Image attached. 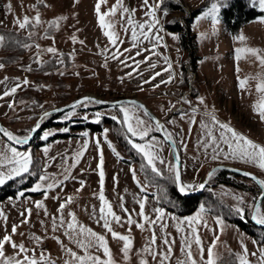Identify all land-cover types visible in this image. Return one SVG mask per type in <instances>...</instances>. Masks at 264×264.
I'll list each match as a JSON object with an SVG mask.
<instances>
[{
	"label": "rangeland",
	"instance_id": "rangeland-1",
	"mask_svg": "<svg viewBox=\"0 0 264 264\" xmlns=\"http://www.w3.org/2000/svg\"><path fill=\"white\" fill-rule=\"evenodd\" d=\"M176 1L180 2L186 10L196 8L204 2V0ZM97 2L98 0H44V3L41 4L38 3V0H0V28L20 32L22 35L27 36L24 43L32 45L30 48H24V52L19 58L10 63H5L2 60L7 51L3 47H0V63L5 64V67L0 69V81H4L5 77L8 78L5 83H0V97H2L0 98V122L5 129L17 137H25L43 111L66 105L85 94L104 100L136 97L145 102L154 115L165 125V128L173 134L180 156L181 176L183 175V168L186 174L194 175L196 172L201 174L202 179L197 184H194L195 187L193 189L199 186L208 171L217 164L236 166L256 174L259 179H264V171L255 172L254 169H245L239 165L228 163H216L210 167H206L204 170L198 171L196 166L199 163L193 162V159L185 163L179 149L182 146L181 141L189 149V152L196 146L203 148L200 145L209 138L206 135L207 130L201 128L202 123L207 124L214 135H219L218 127L213 125L211 121V115H215L218 121L229 123L238 132L264 145V121L260 119L257 112L253 109V105L259 99V94L255 90L257 80L249 79L245 90H241L238 82V76L240 79L255 77L258 74L264 76V70L261 69L256 59L252 56L245 58L242 54V58L237 61L234 52L236 48L241 47H252L264 51V23L259 22L260 18L264 16V11H262L261 15L244 23L236 34H231L226 29L221 13L222 7L217 14L218 23L214 24L211 17L204 16V13L209 10L215 0H211L208 6L194 16L190 24V31L196 35L195 53L199 57L195 61V68L189 70L190 78L184 88L179 86L178 83H180L183 77L181 72L184 65L183 61L188 60L189 56L180 48L177 33L168 31L163 27L162 10H158L156 13L159 24L153 29V33L161 36L162 39L157 42L154 39L153 33H150V39L145 40L141 37L136 47H132L133 42L130 32L124 31L126 25L123 24L119 11L115 16L105 17L106 23L111 22L115 25L114 31L118 33L119 41H122L113 46L104 35V31L108 29H102L99 25L95 11ZM116 2L117 0H106V3L101 5V12H107ZM155 2L156 0H149V7L154 5ZM252 2L260 9L258 0H252ZM9 4H11V10L7 7ZM123 4L129 9H135L134 20L137 23L151 22V18L146 15L148 8L144 6L143 0H123ZM32 5H36V10L39 11L43 23L30 29L21 30L15 25V20L18 17L23 19L25 15L29 17L34 16L35 10L32 8ZM175 15L179 16L180 12H175ZM61 16L66 17V19L60 21L58 29L49 27V21ZM29 31L32 33L31 39L28 38ZM46 31L52 38H45ZM241 34L246 37L244 42L235 39V37ZM73 36L77 39L75 43L72 40ZM79 41H83V44L79 43ZM37 44L40 46V49L35 47ZM48 47H55L59 54H66L67 57H63L62 55L53 56L52 54L42 52L39 57L40 63L34 62L37 58V53L41 49ZM125 49H130V51H125ZM137 51L140 52V55H137ZM114 54L119 58L114 59ZM164 57H167L168 60L165 61ZM146 58L148 59L146 60ZM61 59L63 63H60ZM49 60H53L56 67L49 70L36 71V68L40 64ZM121 61L124 62L122 63ZM169 63L172 67L169 71H165ZM153 64L155 65L154 68L151 67ZM237 66L239 67V73H237ZM29 67L31 70H28ZM157 72L161 73V75L156 76L155 79H151ZM170 73L173 75L172 82L162 83V81L169 79ZM57 78L64 81L63 89L68 96L64 102H61L58 98L61 95V91L57 88ZM25 79L29 81V84L23 85L22 82ZM144 81L149 82L144 83ZM17 83L21 84V87L17 91L23 90L25 87H31L36 93V98H23L8 109L13 95L3 96V92ZM156 85L159 86L156 87ZM201 97L204 99V104H199ZM121 104L131 107L129 103ZM121 104L98 106L94 101L85 100L83 103L67 111L60 112L62 116L52 120L50 126L43 128L41 125L30 143L23 147L13 145L0 133V148L6 144H11L18 151L30 152L32 160L36 159L38 163V176L31 186L26 189H20L16 196H9L0 200V209L8 217L7 229L10 232L13 224H20L22 219L20 212L31 208L30 223L22 225L18 229V232H34L37 235L45 237L43 244L37 249V252L41 248L46 250L51 254L56 264H63L65 257L56 242L50 238L53 235L50 216L57 214L56 209L59 207V203L67 196H73L74 202L68 206L66 212H75L81 224L92 228L98 233L107 235L109 246L112 249L113 257L117 261V264H125L120 253L121 244L112 240L110 235L105 233L104 229L96 223V217L92 215L93 209H96L98 212L100 206V201L97 198L100 187L99 170L97 168L100 153H103L104 158L105 196L113 204V209L117 214L122 217H125V214L118 207L120 203L118 197L121 195L124 196L125 207L130 212L135 213L139 211V206L134 202V197L141 198L145 196L140 192L137 184V180L141 184L145 183L141 170L135 163H130L124 167L121 166L120 158L112 151V147L120 153V157L127 158L128 155L114 136L109 124H103L100 133L88 129L72 128V125H78L85 121L95 122L97 113L100 114V119L102 116L112 117L115 115L120 120L122 117V113L120 112ZM193 109H195V123L190 122ZM136 112L138 115L142 114L141 110H136ZM182 116H184L183 119L181 118ZM49 117L50 115L44 117L42 124L47 122ZM144 119L147 120L148 117H144ZM58 121H67V124H59ZM169 121H174V123H169ZM65 128L68 129L67 133L72 134V136L57 138L42 145L38 144L40 141L47 140L43 139L45 133H50L49 136H52L56 133L65 132L63 131ZM105 129H108L107 141L111 142L112 147H109L108 142L104 138ZM85 132L88 133V136L83 135ZM81 135L83 137L79 138ZM152 136L163 141V138L159 134L150 135L149 137ZM133 139L136 142L142 143L138 138ZM85 140L88 142L87 149L84 150V154L80 158L79 163L76 164V167L70 169L71 176L75 177L74 180L69 179L64 182L62 187L48 190V199L44 198L43 191H30L36 183H40V175L46 174L49 177L55 176L57 179H62L64 170L69 164L74 162L75 153L78 152L75 149L79 147V151L82 150ZM97 140L100 142L99 148L97 147ZM220 146L227 153V145L221 143ZM45 147L49 149L47 155L43 152ZM203 149L206 150L203 155L212 160V148ZM172 152L171 146L167 142H164L163 149L159 154L161 158L174 163L175 160L171 154ZM217 159L225 158L221 154ZM228 160L233 159L228 158ZM163 166L167 169V164ZM31 167L32 164L30 165V173H26L24 178L21 177L19 179L18 186L24 184L29 176L34 175L35 170H32ZM130 168L136 169V180L133 179ZM218 172L219 170H216L210 179L208 177L203 189L209 187V190L214 195L234 209L237 205L234 196L244 197L245 204L241 206L245 207L246 212L250 213V217L252 211L248 205L253 202V198L260 196V187L252 179L240 175L236 177V180L245 183L248 186L247 190L230 184L215 183V176ZM120 176H122V179H120ZM81 180L84 181V187L81 191L77 192L76 190L81 187L79 183ZM147 190L154 192L155 187L149 186ZM21 191L32 193L20 197L18 194ZM53 197H58V199H54ZM147 198L146 213L154 218L152 209L162 206L157 204L154 197L147 196ZM40 200L44 201L49 216L44 215L43 209L35 208L34 202ZM259 205L264 210V199H262ZM162 208L166 212L165 222L168 227L164 232H161L159 226H156L155 231L158 238L156 247L163 250L160 237L165 233H170L171 237L176 240V244L173 246V255L169 264H176L178 259L184 260L185 257L180 251L182 234L176 231L175 224L177 221L172 220L171 217L175 216L178 220H184L186 217L194 216L200 210V206L189 214H177L165 207ZM205 213L204 219L207 221L209 227L198 226L199 234L205 248L211 244L214 235H219V241L214 249V252L217 254V264H234L236 260L234 254L241 252V239H243L250 252L256 250V246L252 243L254 238L236 224L219 216L224 222L230 224H227L229 228L224 224L223 231L220 232L215 223V216L213 217L208 211H205ZM133 218L140 220L135 215ZM41 220L45 222V226L48 228L46 234L40 224ZM113 226L121 233H126L127 231V224L124 227L115 224ZM213 230L216 231L214 232ZM0 235H3L2 220H0ZM55 235L60 236L65 244L79 251L62 235V231L55 233ZM131 235L133 237L134 248L127 264H139L140 257L136 253L146 244L151 232L141 231L132 226ZM14 239L18 243H25L29 248L33 246L29 240L19 235L15 236ZM7 251L9 254L13 253L11 248H8ZM93 252L97 255L100 254L95 252V250ZM193 256L199 260V252L195 245H193ZM148 259L149 264H156L150 257ZM206 259L207 253L205 251ZM250 259L255 264V258L250 257Z\"/></svg>",
	"mask_w": 264,
	"mask_h": 264
},
{
	"label": "snow or ice",
	"instance_id": "snow-or-ice-1",
	"mask_svg": "<svg viewBox=\"0 0 264 264\" xmlns=\"http://www.w3.org/2000/svg\"><path fill=\"white\" fill-rule=\"evenodd\" d=\"M38 3L43 4L44 0H38ZM106 3V0H98L95 5V11L98 17L99 25L102 29H108L104 31V35L108 38L109 43L113 46H116L119 41V35L114 31L115 25L111 22L106 23L105 17L115 16L117 12H120L121 20L123 24L126 25L124 27L125 32H130L132 47L137 46V42L142 37L147 40L150 39L149 34L153 33V29L159 24V19L156 16L157 11L161 8L163 0H156L155 4L149 7V0H143V4L148 11L146 15L151 18L150 23H137L134 20L135 9H129L124 6L123 0H117L116 4L113 5L107 12H101V5ZM261 11H264V0H258ZM8 9L11 10V4L7 5ZM221 7H226L223 3V0H215L211 4V7L207 12L204 13L205 17H211L212 22L218 23V16ZM32 8L35 10V15L29 17L25 15L23 19L19 17L15 20V25L21 29H30L35 26L42 25L41 16L38 10H36V5H32ZM166 15V11L164 12ZM66 19V17H58L52 21L48 22L49 27L59 28L60 21ZM259 22L264 23V16H262ZM154 39L159 42L162 37L153 33ZM32 33L29 31L28 38L31 39ZM45 38H52L49 36L47 31L45 32ZM235 39L244 42L246 37L241 34ZM73 42H77L75 36L72 37ZM11 41L4 34H0V47H5ZM15 43L20 44V41H15ZM79 43L83 44V41H79ZM24 48H30L32 45L28 43H23ZM37 49H40V46L35 45ZM125 51H130V49H125ZM42 52H46L52 54L53 56H59L62 54L58 53V50L55 47H48L46 49H41L40 52L37 53V58L34 62L40 63V55ZM235 59L239 61L243 56L246 58L247 56H252L256 59L259 66L262 70H264V51L252 48V47H241L236 48ZM155 54V53H154ZM137 55H140V52L137 51ZM114 59H118L117 55H113ZM148 58H146L147 60ZM164 60L167 61L168 58L164 57ZM122 63L124 61H121ZM60 63H63V60H60ZM5 67L4 63H0V69ZM151 67H155V65H151ZM172 65L169 63L168 67L165 71H169ZM28 70H31L29 67ZM237 73H239V67L237 66ZM63 74V73H61ZM131 75V73H129ZM161 75V73L157 72L155 75L151 77V79H155L156 76ZM173 79V75L170 73L169 79L167 81H162V83H171ZM249 79H256V92L259 94L258 101L253 105L254 111L257 112L260 119L264 121V76H260L259 74L255 77H245L244 79H240L238 76L239 87L241 90H245L248 84ZM8 80L7 77L4 78V81H0V83H5ZM149 81H144V83H148ZM23 85L29 84L27 79L23 80ZM159 85H156L158 87ZM21 87L20 83L15 84V86L10 89H6L3 92V96H10L16 93L17 89ZM2 98V97H0ZM86 101L89 98H84ZM187 102V101H186ZM78 104L83 103L82 101H78ZM96 103H100L96 101ZM131 107L126 104H121L120 112L122 113V117L118 122L122 123V125L126 129L125 139L127 143L131 146L133 150H135L138 154H140L144 163L140 165V170L144 171L146 169H150L151 173L155 176H161L162 170L158 165H166L168 172L174 173L175 175V183L177 186V190L181 195H187L190 189H193L194 185H187L181 182L180 180V171H179V162L180 156L173 149L171 153L175 162L166 161L161 158L160 151L163 149L164 142H170L172 145L176 144V141L173 138V134L165 128V125L161 123L159 120H155L150 116L148 110L142 104H137L135 101L129 102ZM199 104H204V99L201 97L199 99ZM13 105L9 104L11 108ZM175 107V105H173ZM136 110H141L142 114H137ZM195 109H193V115L190 116V122L195 123L194 119ZM45 115H48L45 113ZM188 115V114H185ZM144 117H148V119H144ZM182 119L184 116L181 117ZM87 119V117H85ZM112 120H118V117L113 115L111 117ZM100 114H96L95 122H99ZM211 121L213 125L218 127L219 135H214L212 130L209 129L207 124H201V128L206 129V135L209 139H206L200 145L201 147L207 149L209 147L212 148V158L217 159L219 155L223 154L225 159L232 158L238 159L243 163L252 164L253 166L259 168L261 171H264V145L257 143L247 137L246 135L238 132L236 129L231 127L229 123H223L216 119L215 115H211ZM169 123H174V121H169ZM39 127V125H37ZM34 131V129H33ZM63 131L67 132L68 129L65 128ZM163 132V141L158 140L156 137H149L151 132ZM107 132L108 129L104 130V138L107 141ZM0 133H3L7 140L10 142H14L15 144H25L27 143L29 137H17L13 135L11 132L0 128ZM50 133H45L43 139H47ZM84 136H88V133H83ZM138 138L141 142H136L135 139ZM109 147H112L110 141H107ZM97 147L99 148V140L96 141ZM221 143L227 145V153L224 152V149L221 148ZM183 145V141H181ZM88 142L85 140L82 150L75 153L74 162L69 164L68 167L64 170L62 175V179H57L55 176L49 177L48 175H40L39 181L40 183H36L34 187L30 189L32 192H40L43 191L44 198L48 199V190H53L57 187H62L65 181L69 179H75V177L71 176L70 169L75 168L76 164L79 163L80 158L84 154V150L87 149ZM186 149V145H183ZM49 149L45 147L43 152L47 155ZM112 151L115 155L120 157V153L116 151L114 147H112ZM32 154L30 152H21L18 151L16 147H13L11 144H6L2 148H0V186L5 185L8 181L14 180L17 177H22L26 173H30V165L32 164ZM104 158L103 153H100V160L97 165L99 170V193L98 199L100 201V206L98 212L96 209H93L92 215L96 217V223L99 224L104 232L110 235L111 239L117 241L121 244L120 253L122 254L123 260L125 264L130 260L131 254L133 253V237L131 235L132 226L140 229L141 231H150L151 235L146 242V244L136 253L137 256L140 257L139 264H149V257L151 260L155 261L156 264H169L171 257L173 255V246L176 244V240L171 237L170 233H165L160 237L163 244V250H160L157 246V234L155 231L156 226H159L161 232H164L168 227L166 221V212L162 207H155L152 209L154 213V218L146 213V204H147V196H143L141 198H135L134 202L139 206L138 212H130L127 207H125L124 196H119L118 199L120 201L118 207L121 212L125 214V217L117 214V212L113 209V204L106 198L104 191V178L105 173L103 169ZM132 172L133 179L136 180V169L130 168ZM246 177H250L261 189L260 199H264V179H259L256 176L252 175L249 172L242 173ZM209 179L212 177L213 173L210 172ZM81 187L76 191L79 192L84 187V181H79ZM137 184L140 188V192L144 193L147 191L149 184L144 183L141 184L139 180H137ZM205 187L204 184H200L199 188L203 189ZM127 191V190H125ZM20 197L24 196V192H20L18 194ZM54 199H58V197H53ZM159 199V198H157ZM234 199L237 201V205L234 209L236 214H238L241 220L245 219L246 209L241 205L245 204L244 197L242 196H234ZM257 198H253V202L248 205V207L252 211L251 219L259 226L264 227V210L261 209V206L256 203ZM74 202L73 196H67L62 202L59 203V207L56 209V215H51V231L53 235L50 237L52 240L56 242L59 246L61 252L64 254V262L63 264H117V261L113 257L112 249L109 246L108 236L102 233H98L94 231L92 228L81 224L77 219L76 213L73 211H67L69 205ZM36 209H43L44 215L49 216L47 208L45 207L44 201H35L34 202ZM32 215V209L27 208L24 211L20 212L21 222L20 224H13L11 226L10 232L7 229V215L0 209V220L3 221V235H0V264H56V261L52 258L51 254L44 249H40L37 252V249L43 244L44 238L40 235H37L34 232H18V229L22 225H27L30 223V218ZM138 216L140 220L134 219L133 216ZM205 216V206L202 204L200 206V210L194 215L186 217L184 220H178L177 217L172 216L171 219L177 221L175 224L176 231L181 233L180 239V251L183 253L185 259L177 260L176 264H217V254L214 252V249L217 246V242L219 241V235H214V239L211 241V244L205 248L203 241L201 240L199 234L198 226H203L205 228L209 227L207 221L204 219ZM142 221V222H141ZM215 223L218 226L220 232L223 231L224 221L221 217H215ZM41 226L44 228L45 234L48 232V228L45 226V222L43 220L40 221ZM119 225L124 227L127 224L126 233H121L117 231L113 225ZM184 225V227H182ZM147 226V227H146ZM187 228V231H186ZM64 237L67 238L70 244L75 246H68L64 243L60 236L55 235L57 232H61ZM214 232L216 230H213ZM21 236L27 240H29L33 246L31 248L27 247L25 243H18L14 237ZM253 245L256 246V250L250 252L247 245L241 239V252L235 253L236 260L234 264H254L253 260L250 257L255 258V264H264V242H259L256 240L252 241ZM193 245L196 246L199 252V260L194 258L193 256ZM11 248L13 250L12 254H9L7 249ZM95 252L100 253L99 255L94 254ZM205 251L207 253V259L205 260Z\"/></svg>",
	"mask_w": 264,
	"mask_h": 264
},
{
	"label": "trees",
	"instance_id": "trees-1",
	"mask_svg": "<svg viewBox=\"0 0 264 264\" xmlns=\"http://www.w3.org/2000/svg\"><path fill=\"white\" fill-rule=\"evenodd\" d=\"M211 0H204V2L191 10H186L184 6L176 0H163L161 8L162 10V25L168 31L176 32L178 35V41L180 48L184 50L189 59L183 61V67L181 72L183 74L182 80L180 81L179 86L186 87L188 84L189 70L195 68V61L199 57L195 53V33L190 31V24L194 16L200 13L206 6L209 5ZM223 3L226 7H222L221 13L223 22L226 29L231 34H236L240 27L256 18L262 14V11L257 8L252 0H223ZM166 11V15L164 12ZM180 12V15H175V12ZM0 34H4L11 41L3 49L7 51V54L4 55L3 61L5 63H10L19 58V56L24 52L23 43L26 41L25 35H22L20 32L15 30H7L0 28ZM20 41V44L15 43V41ZM67 57L66 54L62 55ZM56 67L53 60L45 61L36 68V71L49 70ZM57 88L61 91V95L58 96L59 100L62 102L67 100V93L64 92V81L57 78L56 80ZM34 93V94H33ZM64 93V94H63ZM23 98H36V93L33 88L25 87L23 90L16 91L13 94L11 105H15L18 100ZM99 106V105H98ZM10 109V107H8ZM7 109V110H8ZM62 116L60 113L51 114L47 122L42 124L43 128H46L52 124V120ZM119 120H112L111 117L102 116L99 122L85 121L78 125H72V128L79 129H88L93 132H100L102 130L103 124H109L111 126L114 136L119 141V144L122 146L124 152L128 155L127 158L122 160L128 163H135L138 168L144 163L143 157L138 154L131 146L127 143L125 139L126 129L122 123L118 122ZM55 123V122H53ZM59 124H67V121H58ZM152 134H158L154 132ZM72 136L67 132L56 133L52 136H49L47 140L38 142L39 145L45 144L46 142L55 140L57 138H65ZM162 170V175L157 177L151 173L150 169L141 171V174L144 178V182L148 183L149 186H154L155 191L150 192L149 195L153 196L159 206L165 207L168 210L175 212L177 214H189L193 212L197 207L202 204L205 206V211L211 213L214 217L222 216L224 219L228 220L231 223L236 224L239 228L249 234L254 240L259 242H264V228L258 227L252 224L249 220V212H246L245 219L241 220L240 216L236 214L234 208L225 204L221 199L214 195L209 187L203 189L202 192L197 194L190 195H181L177 191L175 183L174 173H170L165 169L163 165H159ZM32 170H35L33 176H29L26 182L18 186V181L21 177H17L14 180L8 181L5 185L0 186V200H3L9 196H16L20 189H26L31 186L35 181V178L38 176V163L36 159L32 162ZM26 176L23 175L22 178ZM237 174H233L226 170H219L215 176V183H225L245 190L248 189V186L241 182L237 181ZM239 177V176H238ZM24 195H27L32 192L23 191ZM159 198V199H157Z\"/></svg>",
	"mask_w": 264,
	"mask_h": 264
},
{
	"label": "water",
	"instance_id": "water-1",
	"mask_svg": "<svg viewBox=\"0 0 264 264\" xmlns=\"http://www.w3.org/2000/svg\"><path fill=\"white\" fill-rule=\"evenodd\" d=\"M86 97L89 98L88 100L94 101L95 103H96V101H99L100 103H97V104H98V105H103V106H114V105L121 104V103H129V102H131V101H135L137 104H142V105H144V107L148 110V112L150 113V116H151L152 118H154L155 120H159V119L157 118V116L154 115V113H153V112L149 109V107L145 104V102H143V101H142L141 99H139V98H136V97H122V98L115 99V100H104V99H101V98H99V97H95V96H93V95L85 94V95H83V96H80V97H78V98L72 100L71 102H69V103L66 104V105H63V106H60V107L49 108V109L43 111V112L40 114V116L36 119V121H35L33 127H32L31 130L29 131V133H28V135H27V137H29L27 143H25V144H15L14 142H10V141H9V142L12 143L13 145H15V146H19V147H23V146L27 145L28 143H30V141L33 139V137L35 136V134L37 133V131H38L39 128L41 127L43 118L47 116V115H45V113H47L48 115H51V114H54V113H60V112L67 111V110H69V109L75 107L76 105H78V103H77L78 101H82V102L85 101L84 98H86ZM159 121H160V120H159ZM37 125H39V127H37ZM0 128L5 129V127L1 124V122H0ZM33 129H34V131H33ZM158 133H159V134L161 135V137L163 138V132H158ZM1 134L3 135V133H1ZM12 134H13V133H12ZM13 135H14V134H13ZM3 136H4V135H3ZM4 137H5V136H4ZM5 138L7 139V137H5ZM167 143L171 146L172 151H173V149H175V151L178 153L176 144H175V145H172L170 142H167ZM174 160H175V158H174ZM221 169H222V170L229 171V172H231V173H233V174L240 175V176H244V175L242 174L243 172H249V173H251L252 175H254V176H256L257 178H259L256 174H254V173H252V172H250V171H247V170L241 169V168H239V167L232 166V165H227V164H217V165H214V166L208 171V173L206 174L204 180H203L200 184H204V185H206L207 179H208V177H209L208 174H209L210 172L213 173L214 171H216V170H221ZM179 171H180V162H179ZM244 177H246V176H244ZM248 178H250V177H248ZM250 179H251V178H250ZM180 180H181V173H180ZM200 184H199V185H200ZM176 187H177V186H176ZM202 190H203V189H200L199 186H198V187L195 188V189H191V190H189L187 195H190V194H197V193L201 192ZM177 191H178V190H177ZM259 197H260V196H259ZM259 197H258L257 200H256V203H258V204L262 201V199H260ZM251 216H252V212H251ZM251 216L249 217V220H250L254 225L259 226V225H257V224L251 219ZM259 227H261V226H259ZM263 228H264V227H263Z\"/></svg>",
	"mask_w": 264,
	"mask_h": 264
},
{
	"label": "crops",
	"instance_id": "crops-1",
	"mask_svg": "<svg viewBox=\"0 0 264 264\" xmlns=\"http://www.w3.org/2000/svg\"><path fill=\"white\" fill-rule=\"evenodd\" d=\"M98 133H100V132H98ZM150 135H155V134H150ZM80 137H83V135L79 136V138ZM182 146H181V148L179 147V149L181 150V155H182V158L184 159V162L187 163L188 161H191L192 159H193V162H198L199 164H198V166H196L198 168V171H200L201 169L204 170L206 167H210L216 163H228V164H233V165H239L245 169H247V168L254 169L255 172L261 171L259 168L253 166L252 164L243 163L238 159L228 160V159H213L212 158V160H210L203 155V153L206 152V150H204L203 148L196 146L193 148V150L191 152H189L188 151L189 149L187 147L185 149L184 146L183 147ZM75 151H79V147H77L75 149ZM182 151H183V153H182ZM122 159H123V156H122ZM122 159H120L121 166L124 167V166H126V165L128 166L130 164L128 162H124ZM209 163H211V165H209ZM184 170L185 169L183 168V175L181 176L182 183L187 184V185H194V184H197L202 179L200 173L198 174V172H196L194 175H190V174H186V172ZM184 172H185V174H184ZM121 174H122V172H121ZM186 178H187V180H186ZM120 179H122V176H120ZM150 192H152V191L147 190L146 192H144L142 194L153 198L151 195H149ZM224 224H226V226L229 228L230 224L228 222L227 223L224 222ZM227 224H229V225H227Z\"/></svg>",
	"mask_w": 264,
	"mask_h": 264
},
{
	"label": "bare ground",
	"instance_id": "bare-ground-1",
	"mask_svg": "<svg viewBox=\"0 0 264 264\" xmlns=\"http://www.w3.org/2000/svg\"><path fill=\"white\" fill-rule=\"evenodd\" d=\"M6 130V129H5Z\"/></svg>",
	"mask_w": 264,
	"mask_h": 264
}]
</instances>
